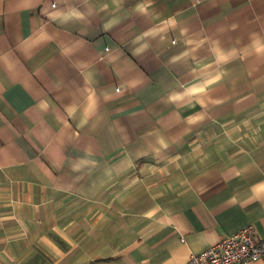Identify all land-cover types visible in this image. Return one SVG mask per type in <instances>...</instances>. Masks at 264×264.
I'll return each instance as SVG.
<instances>
[{
	"label": "crops",
	"instance_id": "0c3cea01",
	"mask_svg": "<svg viewBox=\"0 0 264 264\" xmlns=\"http://www.w3.org/2000/svg\"><path fill=\"white\" fill-rule=\"evenodd\" d=\"M245 227L264 0H0V264H187Z\"/></svg>",
	"mask_w": 264,
	"mask_h": 264
},
{
	"label": "built area",
	"instance_id": "2783aa9c",
	"mask_svg": "<svg viewBox=\"0 0 264 264\" xmlns=\"http://www.w3.org/2000/svg\"><path fill=\"white\" fill-rule=\"evenodd\" d=\"M199 1V0H197ZM264 262V240H256L252 227L222 237L205 252L192 255L187 264H252Z\"/></svg>",
	"mask_w": 264,
	"mask_h": 264
}]
</instances>
